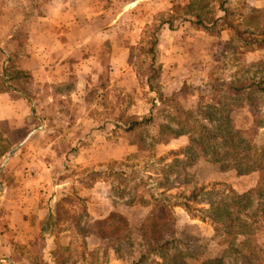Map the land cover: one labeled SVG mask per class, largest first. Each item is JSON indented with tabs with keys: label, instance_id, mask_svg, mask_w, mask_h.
<instances>
[{
	"label": "rangeland",
	"instance_id": "1",
	"mask_svg": "<svg viewBox=\"0 0 264 264\" xmlns=\"http://www.w3.org/2000/svg\"><path fill=\"white\" fill-rule=\"evenodd\" d=\"M48 1L0 0V48L12 54L6 63L0 49V71L3 74L4 67L9 75L18 72L22 83L34 85L32 91L41 95L34 114L48 120L42 127L39 119L33 120L28 131L37 127L40 130L4 166L1 165L9 151L26 136L28 127L8 131L0 126V264H10L8 260L16 264H49L42 256V234L38 229L42 202L56 191L63 198L56 209V227L68 232L61 234L56 243L55 262L109 264L110 257L115 256L121 258V264H132L142 250L140 224L150 207L139 203L128 205L114 197V188L120 183L119 173H127L125 180L129 185H136L137 193L150 199L152 191L159 192L155 189L159 175L155 173L166 169V163L172 159L167 154L182 148L187 137L182 135L150 147L147 145L150 141L141 144L137 136L115 131L112 125L103 127L102 121L107 113L117 115L128 104L129 114L148 113L150 98L155 94L142 85L137 74L144 70L140 51L142 30L145 24L158 23L174 6L188 0H140L126 6L129 0H60L58 12L70 14L72 23L66 19L59 27V35L65 37L72 32L77 37L73 56L64 66L72 74L62 81H57L54 74L37 88L30 81V74L19 67L23 64L22 56L32 52L28 45L42 44V32L52 29L42 20V11L47 8L49 14L48 8L53 6ZM211 3L212 7L215 5L214 12L219 13L216 0ZM226 5L234 11V23L246 32L244 36L250 43L257 39L249 51L241 46L242 40L235 38L228 44L230 31H198L181 18L175 20L178 24L175 30L162 34V46L157 49L159 87L166 95L178 97L186 107H194L201 95H211L207 85L214 76L223 74L228 80L230 75L241 79L243 75V79H250L261 73L262 69L255 64L264 61V0H229ZM83 36L89 38L83 41ZM259 104L260 110L254 115L242 108L231 112V118L235 127L248 128L258 117L262 126L254 143L263 147L264 98ZM242 155L240 161L215 162L200 152L195 163L180 169V178L184 176L191 181L190 186L196 187L218 183L231 186L238 193L264 190L262 175L253 169L250 158ZM163 156L166 159L158 162ZM42 161L50 164L47 165L50 171L42 172ZM32 163L40 167L38 172L27 171ZM67 179L69 184H61ZM47 180L61 185L55 190ZM172 180L174 175L169 177ZM94 183L88 198L80 195L82 185ZM184 188L188 189L182 183L172 193ZM103 206L111 213L103 218L107 220L105 223L97 225L100 221L90 219L86 208L94 207L96 211ZM173 213L176 235L186 242L190 253L180 264H202L222 254L225 240L220 232L206 221L190 218L181 207H174ZM255 228L264 241V215L258 217ZM91 232L98 236L93 242L89 239V245H97L88 252L85 238ZM67 236L71 245L66 249L62 241L67 242L70 239Z\"/></svg>",
	"mask_w": 264,
	"mask_h": 264
},
{
	"label": "trees",
	"instance_id": "2",
	"mask_svg": "<svg viewBox=\"0 0 264 264\" xmlns=\"http://www.w3.org/2000/svg\"><path fill=\"white\" fill-rule=\"evenodd\" d=\"M212 1L188 0L183 5L174 6L158 23L145 24L140 39L144 70L137 74L142 85L155 94L150 98L151 108L147 114L135 116L128 113V104L117 115L107 113L102 121L103 127L112 125L115 131L137 136L141 144L150 141L147 144L150 147L169 143L182 135L187 137V143L182 148L172 149L167 154L172 159L166 163V169L163 167L161 172L155 173L159 175L155 188L159 192L150 193L152 200L138 194L136 185H129L125 180L127 173H119L120 183L114 188V197L128 205L139 203L150 207L140 224L142 241L139 246L142 250L138 260L132 264H180L190 255L186 242L176 235L174 207H181L192 219L206 221L224 237L222 254L202 264H264L263 235L255 228L258 217L264 215V190L255 194L251 191L238 193L231 186H219L218 183L190 186V180L184 176L180 178V169L195 163L201 152L215 162L240 161L241 153H244L242 156L250 158L253 169L264 179V146L254 143L262 121L257 117L248 128H237L231 118V112L235 109L247 108L253 115L260 110L259 103L264 98V61L255 64L262 70L250 79H243V75H240L242 79L230 75L228 80L223 74L214 76L207 85L211 95L199 96L194 107H186L175 95L164 94L158 83L159 34L164 25L169 30H175L178 25L175 20L178 18L188 21L191 28L198 31H230L232 37L228 44L235 38L242 40L241 46L248 51L257 42V39H253L251 44L244 36L246 32L234 23V11L226 5L229 0H216L219 13L214 12ZM166 156L158 158V162H162ZM236 171L239 172V169ZM170 175H174L171 182ZM182 183L188 189L172 193ZM59 205L60 202L56 207ZM45 219L42 232L52 230L57 224L50 213ZM99 221L97 225L107 220ZM96 233L99 234L98 229Z\"/></svg>",
	"mask_w": 264,
	"mask_h": 264
},
{
	"label": "crops",
	"instance_id": "3",
	"mask_svg": "<svg viewBox=\"0 0 264 264\" xmlns=\"http://www.w3.org/2000/svg\"><path fill=\"white\" fill-rule=\"evenodd\" d=\"M73 1H76V0H73ZM48 2L52 3L53 6L51 8V5H50V7L48 8L49 14H46L47 8L46 9L44 8L45 11L44 12L42 11V14H44V16H42V20L44 21L43 23L46 26L49 25L52 29H49L48 32H44V31L42 32V44H38L36 46L34 44L32 46L28 45V47L32 51L29 53H32V54L29 55L28 53V55H25L26 54L25 53L22 56L23 64L19 67V68L22 67L25 72H28V75L30 74V81H33V83H36L37 88H41L42 82H46L50 80V77L54 76V74H55L57 81H62L63 80L62 78H65L66 75L72 74V72L70 71L67 72L64 66H66L67 63H69L70 61L69 58L73 56V51L76 49V46H77V45H73V43H75L74 40H77L76 39L77 37L73 35L72 32H69L65 37H62L61 35H59L61 34L59 33L60 31L59 27L65 24L64 21H66V19L69 20V23L71 24L72 16H70V14L66 12H65V15L63 13L62 15L61 12H58L59 9L56 7H57V4L60 2V0H50ZM69 2H72V0H69ZM136 2H141V1L140 0H129L125 2L124 6L128 4H133ZM54 9H57V11H54ZM166 28H164L163 26L160 31L159 47L162 46V34L166 30H169L168 28L167 29ZM171 31L173 30H169V32ZM88 38H89L88 36L87 37L83 36V39L81 40L85 41ZM57 50L60 52L59 53L55 52ZM2 52L5 56V62L7 63L9 58H11L12 54H10V52L5 51V50H2ZM53 60H55L54 63H51ZM64 60H66V62L63 64ZM2 72L3 74L0 71V126H4V128L6 127V130L8 131L19 129V128L27 129L28 127V129L26 130L28 131L30 130L33 120L35 118L40 120L41 127L44 126L46 122L48 121L47 118L43 117L42 115L34 114L35 108L37 107L36 103L38 99L40 100V97H41L38 91H37L38 94H36V91H32V88H34V85L33 84L27 85L25 83H22L19 80L22 77L20 76L18 72L15 75H12V74L9 75L6 69H4V67H3ZM160 75H161V72H160ZM181 83H184V80H182ZM161 91L163 92L162 89ZM70 96H72V93L70 94ZM41 127H37L38 128L37 131H39ZM30 132L31 131H28V133ZM36 132L33 135H31L29 139L32 136H34ZM29 139H27L26 142H28ZM47 165H50V164H46L44 161H42V172L44 170L50 171ZM32 170L38 172L40 170V167H38L37 165L33 163L29 164L27 166V171L30 172ZM62 182L61 184L65 185L67 183L69 184L70 181L67 179V180H62ZM46 183H49V185H52V188H54L55 190H57L58 186L61 185L59 184L60 182L58 181L57 182L51 181L50 183L47 180ZM92 187H95V183L92 185H89V184L82 185L81 190L79 191L81 192L80 195L87 196L88 198L89 194L91 193L89 189H92ZM61 195L62 194L56 191L53 194L51 193L45 199L43 198L44 202H42V221L40 223V228L38 230L42 234V256L48 259L49 264H58L57 262L54 261V259L56 258V250H55L56 247L55 246H56V243L59 237H61V234L68 232V230H66L65 232L63 230L61 231L60 229L56 227V225L52 230H48L47 232L45 231L42 232L41 228H42V223L44 220H46L45 218L47 217L48 213L51 214L52 218L55 217L56 209H57L56 205L59 202H61L63 199L60 197ZM83 198L85 199L86 197H83ZM85 202L88 203V199H85ZM96 204H97L96 202L92 203V206ZM70 209L72 212L74 211L73 208H70ZM94 209H95L94 207L86 208L88 217H90V219L92 220H95V219L102 220L108 214L111 213L110 209H105V206H103L102 209H98L96 211ZM69 238L70 237H68V239ZM89 239L93 242V240L96 239V235L94 233H90V234L87 233L86 238H85L86 250L88 252L89 251L92 252L96 249L97 244L93 245L94 247L93 246L90 247ZM62 243H63V246H65L64 248L67 249L71 245V238L67 242L62 241ZM120 261H122L121 258L111 256L109 264H121L119 263ZM14 263L16 264V262Z\"/></svg>",
	"mask_w": 264,
	"mask_h": 264
},
{
	"label": "water",
	"instance_id": "4",
	"mask_svg": "<svg viewBox=\"0 0 264 264\" xmlns=\"http://www.w3.org/2000/svg\"><path fill=\"white\" fill-rule=\"evenodd\" d=\"M38 130V128H36V129H33L30 133H28L21 141H20V143L18 144V145H16L15 147H13L10 151H9V153H8V155H7V157L5 158V160H4V162L2 163V165L1 166H4L7 162H8V160L19 150V148L27 141V139H29V137L31 136V135H33L36 131ZM2 192H3V190H2ZM1 259V258H0ZM10 264H15L12 260H9L8 261Z\"/></svg>",
	"mask_w": 264,
	"mask_h": 264
}]
</instances>
